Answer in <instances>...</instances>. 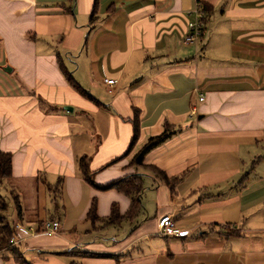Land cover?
<instances>
[{
    "label": "crops",
    "instance_id": "0c3cea01",
    "mask_svg": "<svg viewBox=\"0 0 264 264\" xmlns=\"http://www.w3.org/2000/svg\"><path fill=\"white\" fill-rule=\"evenodd\" d=\"M197 2L214 8L200 48L183 43ZM94 3L0 0V66H12L22 83L10 84L0 69V151L12 153V180L22 181L9 192L23 212L13 222L22 226L15 235L25 260L58 261L46 251L74 245L115 257L80 253L83 264H264V0H99L92 21ZM224 47L228 63H214ZM59 62L100 104L71 87ZM38 99H47L48 113ZM135 116L139 138L127 153ZM165 122L182 130L145 164L181 177L175 194L130 165ZM81 157L99 185L145 175L143 212L99 229L103 239L87 221L92 201L107 218L114 203L125 214L131 198L89 185ZM32 194L30 220L22 197ZM169 214L189 236L159 233ZM47 221H59V231L47 232ZM86 230L82 244L73 231ZM11 249L0 250V264H22Z\"/></svg>",
    "mask_w": 264,
    "mask_h": 264
},
{
    "label": "trees",
    "instance_id": "16d2710c",
    "mask_svg": "<svg viewBox=\"0 0 264 264\" xmlns=\"http://www.w3.org/2000/svg\"><path fill=\"white\" fill-rule=\"evenodd\" d=\"M98 2L99 0H95L93 11H92V16H91L92 21L95 18L94 14L96 13ZM202 8L205 13L204 29H203V34H204L206 30V26L212 16L214 8L211 5L204 4V3H202ZM59 68L61 72L64 74L68 83L71 85V87H73L76 91H78L83 96L91 100H94L98 104H100L99 101L94 99L92 95L78 83V81L71 75V72L67 71L61 62H59ZM132 124H133V136H132L130 145L128 147L127 153L131 152L135 148V145L139 138L140 127H139L138 116L137 117L135 116V118L132 120ZM181 130H182V127L175 126V125L165 122L164 130L162 131V133H160L159 135L150 137L147 143L135 154V156L132 158L131 163H130L131 166H136V167H140L142 169L151 171L153 174H155L154 176L159 181L165 183L169 187L170 192L173 194L176 193L175 187L177 183L181 180V177L177 176V177L171 178L166 174L165 171H162L158 167L154 165H146L145 156L151 150L166 143L168 140H170L172 137L178 134ZM12 157H13L12 153L0 151V188L3 185L4 180H8V179L12 180V176H13L12 175L13 174ZM78 163H79V170H80L81 177L93 188L100 190V191H107L110 189H115L119 191L120 193L131 198V205L129 207V210L125 214H122L118 204L114 203L111 207V214L107 218H101L98 215L97 200L94 199L87 213V220H89L92 223V226L95 229L99 230L101 228H105L108 226H120L123 221L125 220L133 221V220H136L141 215V213L144 210L142 194L146 188L145 175L140 174V173H132V174L126 175L125 177L119 180L111 182L107 185H99L95 179L97 172H93L90 170L89 158L81 157L80 159H78ZM248 177H249V173L245 174L243 178L241 179L240 183L245 184ZM62 183H63V179L59 178L57 183L53 187L54 188L53 190H55L59 198H61L60 195H61V190H62ZM14 201L16 205L17 216L22 218L23 212L21 209V204L18 201L16 196H14ZM6 211H7V204L0 194V250L5 249V248H9V249L12 248L11 250L14 252L15 258L21 261L22 264H32L30 262H27V260H25L24 255L22 254L18 246L11 245V238L14 236L13 229H14L15 222L13 223L8 222L7 217L5 215ZM238 234H240L238 231H229L225 236L230 237V236L238 235ZM83 253L85 255H91L95 257L105 256V255L93 254L89 252H83ZM108 256L115 258L114 256H111V255H108ZM117 262H120V261L117 259Z\"/></svg>",
    "mask_w": 264,
    "mask_h": 264
},
{
    "label": "rangeland",
    "instance_id": "374dc122",
    "mask_svg": "<svg viewBox=\"0 0 264 264\" xmlns=\"http://www.w3.org/2000/svg\"><path fill=\"white\" fill-rule=\"evenodd\" d=\"M198 45H199V48L202 47L203 46V42L202 41H199L196 44L188 45V46H198ZM229 52L230 51L229 50L226 51V49L224 47V50H222L221 52H218L217 53V57L216 58H212L213 59V62L214 63H217V64H226V63H228V61H227V59H226L225 56ZM220 55L223 56L222 59L219 58ZM4 64L5 65H1L0 66V69L4 72L5 75H7L8 77H10V79H9L6 76V78H7L6 81H8L11 84V81L10 80L12 79L18 85L22 84V83H20V82L17 81V79L14 76V73L11 71L12 66H10L6 62ZM70 72H71V75H72V71H70ZM22 87L25 90V92L28 91V89H26V86L24 84L22 85ZM38 101L41 104H44V108H45V110L47 112L48 111V106H50V104L48 103L47 99L46 100L45 99H42V100L41 99H38ZM19 184H22V181L19 182V181H15V180H11V179L9 180L8 179V180H4L3 185L0 188V194H1V196L3 197V199L5 200V202L7 204V211H6V214L5 215H6L7 220H8L9 223H12L13 220L16 219V215H17L15 201H14V198H13L12 194H10L9 189H10L11 186H15L17 188V190H18ZM51 192L55 196L54 191L51 190ZM22 198H23V201H24L23 206L25 207L26 210H28L26 212L27 218L30 219V220L34 219L35 216L37 215V211L36 210H33V207L36 206L35 203L33 204L34 195L33 194H32V196H30V195H27L26 196L25 195ZM87 221H89V220H87ZM159 221H160V219H159ZM173 222H174V220H173ZM175 225H176V223H175ZM106 228L107 227L101 228L100 230H103V229H106ZM100 230H95L92 233H94V235H93L94 237L95 236H99L100 239H103V237H101V235L98 234V232ZM106 230L107 231L113 230V226H110V228L109 229H106ZM115 231L117 233H120L121 232V230H119L118 227L115 228ZM62 233L64 234V232H62ZM73 233H76L79 236V240L82 241V244H86L85 241L89 240V238H86V237L84 239H82V236H86L87 234H89V231L88 230L83 231L82 233L73 231ZM100 233H102V232H100ZM95 239H98V238L95 237ZM87 242H89V241H87ZM73 246L70 249L62 248V249H53V250L51 249L49 251H46V252H49V253H53L54 256H57V259L59 261L58 262L57 260H51L48 264H83V263H81V260L83 262V259H81V257H80L81 254L80 253H83L84 251L83 252L80 251L79 253L77 251L72 252L76 248L75 246L73 248ZM37 254H41V252H37ZM86 256H89V255H86ZM93 257H95V256H93ZM97 258H112V257H110L108 255H105L103 257H97Z\"/></svg>",
    "mask_w": 264,
    "mask_h": 264
},
{
    "label": "built area",
    "instance_id": "2783aa9c",
    "mask_svg": "<svg viewBox=\"0 0 264 264\" xmlns=\"http://www.w3.org/2000/svg\"><path fill=\"white\" fill-rule=\"evenodd\" d=\"M193 19L189 21L188 30L186 35L184 36L183 43L185 45H193L199 42L203 36L204 29V18L205 13L202 8V3L197 2L194 10L191 12ZM109 84H114L115 81L113 79L106 81ZM201 101H204V97H201ZM14 236L11 238V245H16L17 239L15 235V230L20 229L22 226L19 222L14 223ZM60 228L59 221H47L45 224V229L49 233H57ZM159 229L160 234L165 236H174V237H187L190 234V231L187 229H182L177 227L173 222L172 215H165L160 218L159 221Z\"/></svg>",
    "mask_w": 264,
    "mask_h": 264
},
{
    "label": "water",
    "instance_id": "95a60500",
    "mask_svg": "<svg viewBox=\"0 0 264 264\" xmlns=\"http://www.w3.org/2000/svg\"><path fill=\"white\" fill-rule=\"evenodd\" d=\"M12 70V69H11ZM67 111H73V108L71 106H65L64 107Z\"/></svg>",
    "mask_w": 264,
    "mask_h": 264
}]
</instances>
